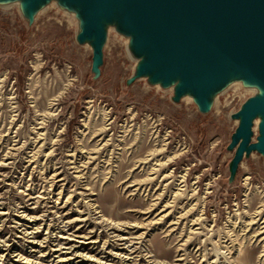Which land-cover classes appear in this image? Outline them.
I'll list each match as a JSON object with an SVG mask.
<instances>
[{"label": "rangeland", "instance_id": "1", "mask_svg": "<svg viewBox=\"0 0 264 264\" xmlns=\"http://www.w3.org/2000/svg\"><path fill=\"white\" fill-rule=\"evenodd\" d=\"M90 61L70 21L0 12V264H264V163L225 184L241 93L204 118L125 91L116 40Z\"/></svg>", "mask_w": 264, "mask_h": 264}, {"label": "water", "instance_id": "2", "mask_svg": "<svg viewBox=\"0 0 264 264\" xmlns=\"http://www.w3.org/2000/svg\"><path fill=\"white\" fill-rule=\"evenodd\" d=\"M12 11L26 34L51 12L70 21L91 85L116 40L131 64L125 91L142 84L204 118L240 92L225 184L254 157L264 163V0H0V12Z\"/></svg>", "mask_w": 264, "mask_h": 264}]
</instances>
